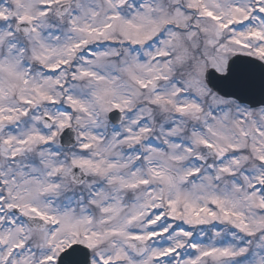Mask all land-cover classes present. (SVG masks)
Listing matches in <instances>:
<instances>
[{"label": "snow or ice", "instance_id": "snow-or-ice-1", "mask_svg": "<svg viewBox=\"0 0 264 264\" xmlns=\"http://www.w3.org/2000/svg\"><path fill=\"white\" fill-rule=\"evenodd\" d=\"M0 264H264V0H0Z\"/></svg>", "mask_w": 264, "mask_h": 264}]
</instances>
